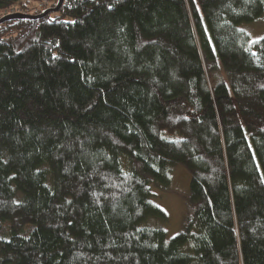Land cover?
Masks as SVG:
<instances>
[{
    "label": "trees",
    "instance_id": "1",
    "mask_svg": "<svg viewBox=\"0 0 264 264\" xmlns=\"http://www.w3.org/2000/svg\"><path fill=\"white\" fill-rule=\"evenodd\" d=\"M263 10L63 0L1 22L0 264H264V37L238 26ZM177 163L192 204L168 240L152 186Z\"/></svg>",
    "mask_w": 264,
    "mask_h": 264
},
{
    "label": "rangeland",
    "instance_id": "2",
    "mask_svg": "<svg viewBox=\"0 0 264 264\" xmlns=\"http://www.w3.org/2000/svg\"><path fill=\"white\" fill-rule=\"evenodd\" d=\"M18 10L8 13H30L33 10L51 9L58 4V0H22ZM41 11V12H42ZM52 11V10H51ZM8 13L0 10V16L7 15ZM249 36L250 40L255 41L264 37V10L253 21L241 22L238 24ZM185 116H191L188 112L184 113ZM170 172L169 183L166 188L159 185H153V195L151 200L158 204L163 212H165L167 219L164 222L156 224L164 228L167 239L170 238L184 228L185 219L190 213L191 200H190V172L181 164H169ZM154 223V222H153Z\"/></svg>",
    "mask_w": 264,
    "mask_h": 264
},
{
    "label": "water",
    "instance_id": "3",
    "mask_svg": "<svg viewBox=\"0 0 264 264\" xmlns=\"http://www.w3.org/2000/svg\"><path fill=\"white\" fill-rule=\"evenodd\" d=\"M62 3H63V0H58V4L55 7H51V9H45L42 12H40V14H30L29 15V14L20 13V12L19 13H8L7 15H4V16L0 17V23L4 22V21H6V20H8L10 18H19V17H23V16L24 17H28V16L29 17L30 16H32V17H41V16L51 12V10H58L61 7Z\"/></svg>",
    "mask_w": 264,
    "mask_h": 264
},
{
    "label": "built area",
    "instance_id": "4",
    "mask_svg": "<svg viewBox=\"0 0 264 264\" xmlns=\"http://www.w3.org/2000/svg\"><path fill=\"white\" fill-rule=\"evenodd\" d=\"M21 1H22V0H18V2H15V3L9 5L8 7H6V8H2V9H0V10H1L2 12H4V14H5V13H8V12H14V11L18 10V7H19V5L21 4V3H20Z\"/></svg>",
    "mask_w": 264,
    "mask_h": 264
}]
</instances>
